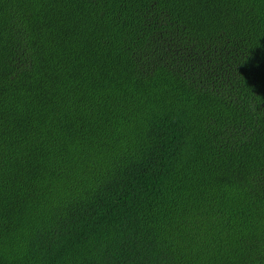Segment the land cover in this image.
Returning a JSON list of instances; mask_svg holds the SVG:
<instances>
[{"label":"trees","instance_id":"obj_1","mask_svg":"<svg viewBox=\"0 0 264 264\" xmlns=\"http://www.w3.org/2000/svg\"><path fill=\"white\" fill-rule=\"evenodd\" d=\"M0 264H264V0H0Z\"/></svg>","mask_w":264,"mask_h":264}]
</instances>
